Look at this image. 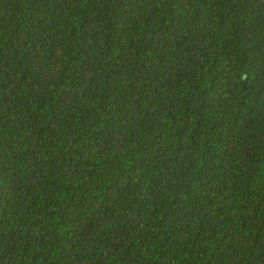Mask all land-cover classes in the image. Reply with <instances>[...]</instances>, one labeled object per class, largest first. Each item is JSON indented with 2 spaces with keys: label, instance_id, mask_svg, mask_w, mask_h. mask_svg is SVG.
<instances>
[{
  "label": "trees",
  "instance_id": "16d2710c",
  "mask_svg": "<svg viewBox=\"0 0 264 264\" xmlns=\"http://www.w3.org/2000/svg\"><path fill=\"white\" fill-rule=\"evenodd\" d=\"M0 264H264V0H0Z\"/></svg>",
  "mask_w": 264,
  "mask_h": 264
}]
</instances>
